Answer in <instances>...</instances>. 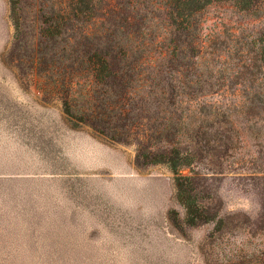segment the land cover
Instances as JSON below:
<instances>
[{"label":"rangeland","instance_id":"1","mask_svg":"<svg viewBox=\"0 0 264 264\" xmlns=\"http://www.w3.org/2000/svg\"><path fill=\"white\" fill-rule=\"evenodd\" d=\"M236 3L214 1L204 22L232 77L206 100L229 107L235 149L193 164L205 179L186 199L168 164L138 165L135 143L70 123L60 97L10 55L12 7L0 0V264H264V62L245 68L264 58V16ZM189 200L208 219L190 223Z\"/></svg>","mask_w":264,"mask_h":264},{"label":"trees","instance_id":"2","mask_svg":"<svg viewBox=\"0 0 264 264\" xmlns=\"http://www.w3.org/2000/svg\"><path fill=\"white\" fill-rule=\"evenodd\" d=\"M172 1L137 8L128 0H10V55L60 97L73 126L135 143L136 163L168 164L188 199L205 179L193 164L228 155L237 130L229 107L206 100L232 78L223 62L216 65L223 57L217 37L204 31L205 10L217 0ZM235 1L241 12L263 18L264 0ZM259 41L262 53L264 37ZM263 62L257 57L256 71L247 65V73ZM183 167L191 174H179ZM191 201L189 222L208 219Z\"/></svg>","mask_w":264,"mask_h":264}]
</instances>
